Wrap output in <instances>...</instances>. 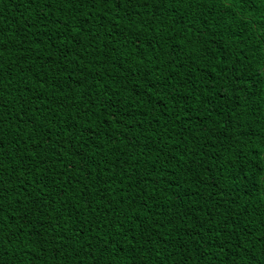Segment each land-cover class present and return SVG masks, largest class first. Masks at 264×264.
Returning <instances> with one entry per match:
<instances>
[{
    "label": "trees",
    "instance_id": "16d2710c",
    "mask_svg": "<svg viewBox=\"0 0 264 264\" xmlns=\"http://www.w3.org/2000/svg\"><path fill=\"white\" fill-rule=\"evenodd\" d=\"M0 264H264V0H0Z\"/></svg>",
    "mask_w": 264,
    "mask_h": 264
}]
</instances>
